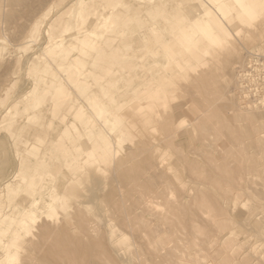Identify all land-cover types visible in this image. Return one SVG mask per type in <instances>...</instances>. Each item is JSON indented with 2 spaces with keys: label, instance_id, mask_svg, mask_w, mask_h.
<instances>
[{
  "label": "rangeland",
  "instance_id": "obj_1",
  "mask_svg": "<svg viewBox=\"0 0 264 264\" xmlns=\"http://www.w3.org/2000/svg\"><path fill=\"white\" fill-rule=\"evenodd\" d=\"M57 2L58 0H0V184L11 177L15 195L21 200L25 198L24 194L35 189L29 185L33 182L32 177H29L28 170L22 165L29 164L26 160V150L35 145L38 138L43 139V143L38 150H34V159L40 158L44 153L49 157V161H43V164H46V173L42 175L46 176L50 170L51 175L59 174L65 178V187L61 188L63 179L59 186L60 196L65 197L63 209L57 210L53 220L44 217V224L40 222L51 231L45 238L46 241L32 235L24 238L25 241L22 239L19 243L22 248L20 261L15 264H181L182 261L185 264H200L195 258L211 254L218 262L222 257L225 260L226 256L230 259L228 264H264V8L251 20L235 19L233 27L229 28V34L221 37L220 46L213 45L206 57L198 52V56L191 60L192 66L184 65L180 68L179 63L172 59L161 60V68L155 66V75L162 78V82L154 84V92L158 91L159 94L148 99L139 93L136 97L134 91L144 90L143 84L147 80H151L149 86H152V77L155 75L151 73L152 77L148 72L140 73V81L135 80L123 86L117 82L105 83L99 66L81 67L77 84L83 83L87 92L95 98L99 95L98 85L112 87L115 99L120 102L115 104L112 101L107 104L105 102L109 100L105 97L104 100H98L99 97L97 99L114 118L120 120L122 125H119L118 131L127 134V141L118 148L114 145L118 133L112 136L106 134L95 112L83 103L79 91L73 86L65 85L67 96L55 106L53 100L47 98V105L25 111L24 104L19 102V98L27 94L34 83L31 74L35 69L55 71L49 58L40 51L35 48L23 50L22 47L26 40L23 34L43 17L52 25L49 27L50 34L59 33V23L56 21L60 12L65 10L64 5L68 0H64L62 6H57ZM82 3L86 8L91 5L90 0H82ZM167 11H171V8ZM64 20L66 18L62 16L59 21ZM45 31L44 28L38 35V47L43 43ZM166 46L173 56H181L180 48L167 41ZM137 51L143 53L142 48ZM37 61H41V65L34 67ZM169 63L172 65L171 69L167 68ZM56 76L63 78L59 72ZM172 76L175 78L169 81ZM90 77L94 80L90 81ZM42 83L49 85L51 79L43 77L39 92ZM180 85L190 86L186 89L192 91L193 95L187 94L185 88ZM194 95L196 98L198 96L200 102L192 97ZM147 100L151 101L148 106L145 104ZM137 104L143 105L142 111L133 118L137 129L134 140L142 142L137 160L150 162V173L143 176L145 179H151H146L150 182V187L144 186L148 182H145L143 177L138 180L135 177L136 171L143 169L142 162L135 160L136 163L123 164L118 169L116 164H113L132 146L133 129L126 128L131 121L128 110ZM80 107L85 109L86 116L92 120L88 126V130L94 131L92 141L98 142L100 138L107 136L113 146L114 157L109 163H100L95 157L90 158V163H86L85 157L80 159L87 149L85 144L81 152L68 150V154L76 158L73 167L66 169L59 163V156L52 152V147L56 140H63L60 129L69 123L65 118L71 117ZM7 113L12 114V117H7ZM166 114L170 116L167 132ZM251 126L253 127L250 128ZM253 128L260 132L259 143H256V138L251 137ZM247 131L250 133H247L248 138L245 134ZM234 133L237 135L236 140ZM255 143L257 146L254 148ZM207 144L210 146H206ZM234 155H239L240 159L239 156L234 158ZM232 159L234 163L239 159L240 163H229ZM42 160L39 159V163ZM223 165L227 167L226 170ZM52 166L57 168V172ZM248 166L249 168H246ZM208 168L218 171L213 173L219 175L212 177L211 174L212 179L208 178L210 186L207 182L203 183L207 180L206 176L205 181H197L209 172ZM241 170L245 181L242 179ZM40 171L43 173L42 169ZM235 172L241 177L234 178V175H238ZM82 174L87 177L83 179ZM149 175L152 178H149ZM122 178L126 183L121 182ZM243 181L244 184L250 183L244 187ZM131 187L135 190L128 193L127 190ZM2 190L0 186V193ZM232 191L235 192L232 194ZM228 196L230 199H227ZM215 204L217 207L211 209L210 205ZM25 209L30 207L22 200L5 210L2 218H16ZM216 209L224 213H219ZM179 216L185 225L180 222ZM199 216L208 223L201 221ZM189 217L193 221H189ZM206 223L212 229H209ZM219 224L223 225L220 227L223 228L221 233L215 230L219 228ZM35 229L36 227H33V232L37 234ZM216 232L223 238L222 241H217ZM67 238L70 242H67ZM33 240L38 242L34 248L30 244ZM55 240L62 246L61 249L58 244L53 243ZM63 240H66L68 245L64 244ZM193 242L200 245L198 249L202 250L197 251ZM65 245L67 252L63 249ZM154 246L157 249L155 252L152 250ZM60 250L64 252L61 253ZM58 253L66 254L67 258L60 254V257H56ZM222 263L221 260L218 264Z\"/></svg>",
  "mask_w": 264,
  "mask_h": 264
},
{
  "label": "bare ground",
  "instance_id": "obj_2",
  "mask_svg": "<svg viewBox=\"0 0 264 264\" xmlns=\"http://www.w3.org/2000/svg\"><path fill=\"white\" fill-rule=\"evenodd\" d=\"M90 1H91L90 7L86 8L84 7L82 0H68L67 4L64 5L65 10L64 11L62 10L60 12V15H58V18L56 21L57 24L59 23L58 25L60 28L59 33L57 35L50 34L49 27H52V25L51 24L49 25L48 22H46L45 17L36 21L33 25L30 26V28H28L27 32L23 34V36L25 35L26 40H25V43L22 49L28 50L29 48H35V50L40 51L42 55L49 58V61L54 65L55 71L47 72L45 69H41L40 71L35 69V71H33V73L31 74V76L34 79V83L28 90V93L19 98V102L21 101L24 104L25 111L31 108H35V109L39 108L41 105H47L46 104L47 98H49L50 100H53V103L55 106L61 99L67 96V92L65 91V85L73 86L74 89L77 88V90L79 91L81 98L83 99V103H85L89 107V109L95 112V116L98 118L106 134H109L110 136H112L118 133L117 141L114 144L118 148H121L124 142L127 141V134L124 131H121V130L118 131L119 127L122 125L120 120H118L117 118H114L111 115V112L107 108H105L104 105L100 104L98 100H101V98L103 99V97H105L106 99L109 100V102L108 101L105 102L107 104H109L112 101L115 104H119L120 102H118L115 99V95L113 93L112 87H107L105 85H101V86L98 85L99 95L95 98L94 95L87 92L86 87L84 86L83 83L77 84L78 82L77 77L79 74H81L80 73L81 67L88 66V65L93 66V67L99 66L102 69V79L104 80L105 83L117 82L120 85L124 86V85L131 84L135 80L140 81L141 79L140 73L148 72L150 76L151 74L155 75V72L157 71L155 66L161 68V60H166V58L172 59L173 61L179 63L180 68H183L184 65L192 66L191 60L192 58L194 57L196 58L198 56L197 54L198 52L201 53V56L206 57L209 55V49H212L213 45L220 46L222 42L221 37L223 35L229 34L228 33V31L230 32L229 28L233 27L235 19L241 20V18H250L251 20V18L256 17V14L259 10H262L264 8V0H90ZM63 4H64V0H58L56 5L62 6ZM169 8H171V11H167V9ZM49 10L50 8L48 9V11ZM49 13H51V11H49ZM45 15H47V12ZM62 16L65 17L66 20L60 22L59 20ZM154 26H158V27L155 28ZM44 28L46 29V31L43 33L44 34L43 43H41V45L42 44L43 45L42 46L40 45L38 47L39 44L38 45L36 44L37 38H38L39 33ZM18 31L23 32L24 30H18ZM166 41L171 42V44H174L178 49L180 48L182 51L181 56H173V53L170 52V50H168L169 47L166 46ZM138 48H142L143 53L137 51ZM30 59L32 61V57ZM40 60H42L41 57H40ZM38 65H41V61H37L34 63V67H37ZM164 66L166 69V64ZM167 68L171 69L172 65L170 63L167 64ZM57 72L62 74L63 76L62 79L56 76ZM89 74H93V73L89 72ZM45 76L51 79V83L49 85H47L46 83H42L43 86L39 92V84L40 82H42L43 77ZM94 78H96V76H94ZM94 78L90 77L89 80L93 81ZM172 78H175V76H172L169 81H171ZM152 79H154L152 80V86H149L151 80H147L143 84L145 86L144 90L134 91L136 97L138 96V93L147 99L148 97L157 96L159 94L158 91L154 92L155 90L154 84L157 82H158L157 84H159V82H162V78L158 75H155L154 77H152ZM183 85H180V86L182 88L184 87L185 89L184 88L183 89L186 91H187L186 87L190 88V86L188 85L186 87ZM186 93L187 94L190 93L191 95H193L192 94L193 92L189 90ZM207 93L209 92L207 91ZM195 96L196 95L192 97L196 98ZM98 97L100 99H98ZM196 99L198 101L200 100L198 96ZM150 103L151 101L147 100L145 104L148 106ZM201 104L202 102L200 103V105ZM200 105L198 104V107ZM142 106L143 105L141 104H137L136 106L128 110L129 119L131 121H130L129 126H127L126 128L129 127V129L131 128L133 129L132 135H131L133 137L132 146L129 149H126L124 155L121 158L113 162V164H116L117 169L123 164H130L132 162H135V160L139 158V152L142 149V145H141L142 142L134 140V137L137 136V134L135 135V132L137 129L135 128V124H134L135 121L133 120V118L137 116L138 112L142 111L143 109ZM247 109H250V108H247ZM166 110H167V107H166ZM49 111H51V108L49 109ZM6 116L12 117V114L7 113ZM65 119L69 123L66 124L62 129H60V133L64 141L61 139H58L54 142L53 147H52V152L59 156L58 159L60 162L59 161L58 162L62 164V166H64L66 169L68 168L71 169V166L73 167L74 165L73 164L75 161L74 158L76 157L72 158V156L68 154V150H72V151L74 150L75 152L76 151L81 152L85 144L87 145V149L86 150L84 149L85 152L81 155L80 159H83L85 157L87 160L86 163H90L91 161L89 160L90 158H93V157H95L97 161H100V163H109L111 161V159L114 157L113 146L110 144V141L107 136L104 138H100L98 142L92 141L91 136L94 131L88 130L89 123L92 120L90 119V117L86 116L85 109L80 107L75 110V112L72 114L71 117H68V118L66 117ZM169 119H170V116L166 114V132L169 130V127H170ZM221 120H222V117H221ZM71 126H72V129H70ZM253 126H251L250 128H252ZM201 127H203V125ZM234 129L238 131L236 127ZM250 130L251 129H249L248 131L250 132ZM164 131H165V127H164ZM221 131H224V129H221ZM248 131L245 134L251 133V137L256 138L255 139L256 143H259L260 142V138H259L260 132L256 131L254 128L251 130L250 133ZM230 132H232V129ZM248 134L246 138H248ZM169 135L170 134H168V136ZM234 136H236L235 137V140H236L237 135H235V133H234ZM238 136H239V133H238ZM229 139H231V137H229ZM36 142L37 143L35 145H32L31 147H29V149L26 150V153H27L26 160L28 161L29 164L22 165V167L28 170L29 177L30 178L32 177L33 182L29 183V185L35 188L33 190H30L27 194H24L25 198L22 199L24 202L29 204V207L31 210L30 209L22 210L19 216L16 218L10 216L8 218L3 219L2 216L4 214V211L7 210L9 207H11V205H17L22 200L20 198H17V196L15 195L16 191L14 189V186L10 182L11 177H9L7 181H4L2 184H0V186L3 189L2 193H0V264H15V262L20 261L19 255L21 253L22 248H21V245H19V243H21L22 239L24 240V238H27L32 235L33 237L38 238L39 240L40 239L45 240V238L48 237L51 231L49 230V228L42 226L44 224L43 223L44 221L42 219H44L45 217V219L47 218V219L53 220L54 217L57 215V210L59 209L62 210L64 206L63 203H64L65 197L60 196L59 186L61 185L60 183L62 182V179H63L61 188L65 187L63 185L65 178L63 176H59V174H57L56 176H54V174L51 175L50 170L47 173V175L45 174L46 176L42 175L46 173V171L44 170L46 168L45 167L46 164H43V161H49V157L46 153H44V155H42L40 158L34 159L35 158L33 154L34 150L39 149V147L43 143V139L38 138ZM89 142L91 143L90 145L88 144ZM208 144L206 146H210ZM255 144L253 145L254 148L255 146H257V144L256 145ZM204 146H205V143H204ZM233 157L236 158L235 155ZM39 159H43V160L39 163L38 161ZM239 159H240V156H239ZM239 159H238V162L236 163H240ZM232 160L231 161L229 160L230 161L229 163L235 162L234 160L232 162ZM136 162H140V160L139 161L137 160ZM148 162L149 161L142 162L143 169L141 170L138 169L136 171V174H135V177L137 178L136 180H138L139 178H142L145 174L150 173V164H149L150 162L149 163ZM206 162L207 160H205V163ZM87 165L88 164H85V166ZM249 166L246 168H249ZM251 166L253 167V165ZM54 167L55 166H52L51 168H53L55 172H57V168H54ZM225 167L226 166L223 167L224 170H226ZM240 167L242 168V166ZM41 169L43 170V173L40 171ZM224 170L222 169V172ZM242 170H241V173H242L241 176L243 179V176L245 177V175H243L244 173L242 172ZM253 170H254V167H253ZM211 171L212 170H209V172L208 171L207 172L210 173ZM213 171L209 174L210 177L209 175H207L208 173L207 174L205 173V175H203V178L201 176H198L201 178L197 179V181L198 180L205 181L206 179L208 180V178L209 180H211L213 176L214 177L215 175L219 176L218 174L213 173ZM193 172L194 170H192V174ZM214 172L218 173V171L216 170ZM245 172L246 174H248L247 170ZM13 173H14V170L11 172V175ZM211 174H213L212 177H211ZM236 174L238 175H234L235 176V177L233 176L234 178L241 177L239 173H236ZM150 175H149V178H152ZM204 176H206V179L204 178ZM86 177H87L86 174H82L83 179ZM193 177H190V178L196 180ZM21 178L22 177H19V179ZM143 178L145 179V177ZM217 178L220 179L219 177ZM146 179L148 181L151 180L148 178ZM146 179H145V182H148L146 181ZM207 180L203 183L207 182L206 184H208L210 181L209 180L207 181ZM243 180L245 181V178ZM50 181H51V185H50ZM123 181L124 179L122 178L121 182L123 183ZM244 181H243L244 187L250 183L249 182V183L244 184ZM124 182L126 183V180ZM149 185H150V182L144 184V186L150 187L151 185L150 186ZM244 187H241V188L244 189ZM134 190L135 189L131 187L127 190V192L129 193ZM234 192L232 191V194ZM227 199H230L229 196ZM209 203H210V200H209ZM207 204H208V199H207ZM215 205H210V208L211 206H212L211 209L217 207V205L216 206ZM194 211L196 212V209ZM215 211H219V210L216 209ZM223 211L220 210L219 213H222ZM197 213L198 212H196V214ZM219 213L217 212V214ZM181 219L182 218L180 217V220ZM194 220H195V217H194ZM189 221H193V219L190 220V217H189ZM201 221L206 222L207 220L205 221L201 219ZM210 221L211 220H209V222ZM40 222L43 224H41ZM180 222L183 223L184 221L181 220ZM199 223L200 222H198V224ZM207 223L206 225H208L207 227L209 228V224ZM8 224H10V226ZM193 224L192 226L195 227V225ZM222 224H219L218 229L215 228V230L219 233L222 232L223 228L220 229V227L223 226ZM183 225H185V222ZM33 227H36L35 230L37 231V234L36 233L34 234ZM210 227L212 226L210 225ZM209 229H212V228H209ZM186 230L189 231L188 229ZM219 233H217V235L215 236V238L217 237L216 239L218 242L222 241L221 239H223L221 238V236H219ZM52 237L53 236H51V238ZM54 238L56 239V236H54ZM58 238H62V237L60 236ZM192 238H195V237H192ZM67 239H68L67 242H70L69 238ZM190 239H189V242H190ZM57 240H55L53 243L58 242ZM33 241L30 242L31 247L33 246L32 248H34L36 244L38 245L37 240L34 242ZM63 241H64V244L67 243V242L65 243L66 240H63ZM61 242L62 241H60V243ZM206 242L204 243L206 244ZM56 244H58L59 246L58 245L57 246L59 247V249H61L60 248L61 245L59 243H56ZM195 244L196 243H194V245ZM66 245L63 246V249H65V252H67ZM198 246L200 245H195L197 251L202 250V249H198L199 248ZM152 250L155 252L157 249L154 246L152 247ZM60 252L62 253L64 251L60 250ZM59 254L60 253H58V256L56 255V257H60V256L66 257L67 256L66 254L65 255L60 254L59 256ZM232 254L230 256H232ZM211 255H207L206 257L198 256L197 258H195V261L200 262V264H218L221 260L223 261L222 264L230 263L229 262L230 259L226 258V256H225V260H224V257H222L223 259L221 258V260L218 262L216 258H214V256H211ZM181 264H185V263L182 261Z\"/></svg>",
  "mask_w": 264,
  "mask_h": 264
}]
</instances>
